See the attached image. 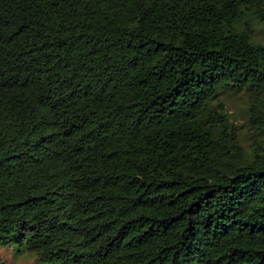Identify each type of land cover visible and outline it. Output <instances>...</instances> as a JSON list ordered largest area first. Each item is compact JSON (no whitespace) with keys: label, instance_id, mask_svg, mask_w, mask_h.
<instances>
[{"label":"trees","instance_id":"trees-1","mask_svg":"<svg viewBox=\"0 0 264 264\" xmlns=\"http://www.w3.org/2000/svg\"><path fill=\"white\" fill-rule=\"evenodd\" d=\"M4 247L264 264V0H0Z\"/></svg>","mask_w":264,"mask_h":264},{"label":"rangeland","instance_id":"rangeland-1","mask_svg":"<svg viewBox=\"0 0 264 264\" xmlns=\"http://www.w3.org/2000/svg\"><path fill=\"white\" fill-rule=\"evenodd\" d=\"M228 108L236 110L239 107V101L235 97L224 98ZM0 264H33V256L30 254L17 255L11 247L0 248Z\"/></svg>","mask_w":264,"mask_h":264}]
</instances>
